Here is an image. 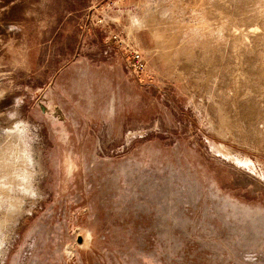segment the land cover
Listing matches in <instances>:
<instances>
[{
	"label": "rangeland",
	"instance_id": "1",
	"mask_svg": "<svg viewBox=\"0 0 264 264\" xmlns=\"http://www.w3.org/2000/svg\"><path fill=\"white\" fill-rule=\"evenodd\" d=\"M0 264H264V0H0Z\"/></svg>",
	"mask_w": 264,
	"mask_h": 264
},
{
	"label": "built area",
	"instance_id": "2",
	"mask_svg": "<svg viewBox=\"0 0 264 264\" xmlns=\"http://www.w3.org/2000/svg\"><path fill=\"white\" fill-rule=\"evenodd\" d=\"M132 66L134 71L138 74H143L145 72L146 64L139 51H134L133 53Z\"/></svg>",
	"mask_w": 264,
	"mask_h": 264
},
{
	"label": "clouds",
	"instance_id": "3",
	"mask_svg": "<svg viewBox=\"0 0 264 264\" xmlns=\"http://www.w3.org/2000/svg\"><path fill=\"white\" fill-rule=\"evenodd\" d=\"M245 259L246 260H251V259H254V257H246Z\"/></svg>",
	"mask_w": 264,
	"mask_h": 264
}]
</instances>
